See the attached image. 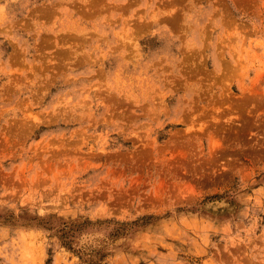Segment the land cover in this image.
Returning <instances> with one entry per match:
<instances>
[{"label": "rangeland", "instance_id": "1", "mask_svg": "<svg viewBox=\"0 0 264 264\" xmlns=\"http://www.w3.org/2000/svg\"><path fill=\"white\" fill-rule=\"evenodd\" d=\"M0 264H264V0H0Z\"/></svg>", "mask_w": 264, "mask_h": 264}]
</instances>
